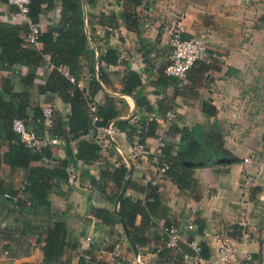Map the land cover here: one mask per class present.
<instances>
[{"label": "crops", "instance_id": "obj_1", "mask_svg": "<svg viewBox=\"0 0 264 264\" xmlns=\"http://www.w3.org/2000/svg\"><path fill=\"white\" fill-rule=\"evenodd\" d=\"M121 12L116 0H100L96 10L91 11L95 16L114 15L116 28L95 25L91 31L95 43L90 40V46L95 50L96 45L105 50H116L125 64L106 69L111 73V82L108 86L102 85L94 102L102 104L105 96L116 99V108L121 113L117 120L154 118L156 137L147 139L144 144L149 156L159 155L164 145L177 147L183 142L184 130L190 131L195 125L204 126L216 142L217 152L212 157L215 163L196 168L193 172L198 181L197 200L180 193L168 180L162 184L160 193L164 206L169 209V219L179 229L181 246L186 251H190L186 242L191 233L187 225L196 217L204 223V230L194 239L207 244L211 255L216 253L217 238L228 237L236 246L237 259L250 257L253 264H264V0H144L136 8L141 22L137 33L126 29ZM50 20L58 22L59 10L41 16L39 22L43 31ZM2 23L22 25L26 22L17 11L12 13L9 5L0 1ZM177 27L182 29L184 37L204 40L209 57L219 68L210 71V81L204 88L185 97L174 96L175 90L166 82L167 76L163 73L169 55V47L164 43ZM106 33H109L107 38ZM35 47L41 49L40 44ZM94 66L97 69L96 62ZM126 69L141 76L143 90L154 110L151 115L136 109L131 96L122 95L121 80ZM84 70L85 74L78 83L82 89L89 81V74ZM26 71L25 67H16L11 76L19 82ZM34 73L37 79L29 89L32 105L41 108L51 105L67 112V106L54 94L45 96L38 93L37 87L47 77L46 67L37 68ZM4 74L0 71V80ZM18 89L23 91L25 87L19 85ZM205 102L216 109L215 116L202 114ZM164 106L171 107L168 112L175 114L174 121H167L165 116L168 112L162 115ZM117 120L109 124L113 125ZM34 128L39 130L40 125ZM88 138H96L105 147L108 145L95 132H90ZM113 143L126 160L130 145L126 135L116 137ZM3 150L0 149V154ZM53 152L57 159L66 156L59 141L53 146ZM244 159L248 162L244 163ZM70 162L69 175L76 173L80 178L84 165L80 162L73 164V160ZM38 165L39 162L32 163V166ZM136 167L135 180L140 177L139 167ZM98 171L97 165L90 167L91 175L96 178ZM26 176L27 171L11 172L0 158V181L5 187L18 189ZM61 188L59 193L35 202L34 208L21 217L0 203V231L6 227L14 230L11 231L14 241L10 244V253L3 251L7 240L0 241V264H43L42 245L37 244V238H41L38 225L52 215L68 217L66 225L71 238L81 242L83 247L67 251L63 257L66 264L87 262L82 251L87 247L88 238L98 244V258L113 264L109 248L114 246L116 239L125 240L121 239L122 234L117 232L116 226L107 228L94 219L86 222L91 220V207L105 206L106 203L97 195L89 200L90 186L86 183L80 185L79 180L73 189ZM128 194L141 198L131 191ZM139 223L140 219L137 220ZM152 234L153 230H147L144 235H149L152 240ZM159 248L160 244L154 240L150 246L144 247L143 255H140L142 263L157 264ZM124 251L127 260L135 264L132 254L126 248ZM202 264L213 263L207 260Z\"/></svg>", "mask_w": 264, "mask_h": 264}, {"label": "trees", "instance_id": "obj_2", "mask_svg": "<svg viewBox=\"0 0 264 264\" xmlns=\"http://www.w3.org/2000/svg\"><path fill=\"white\" fill-rule=\"evenodd\" d=\"M0 1L8 5V0ZM143 1L116 0L117 5L122 8L121 19L128 31L138 32L141 22L136 14V8ZM99 3L100 0H29L27 16L34 24L39 23L41 16L59 10L58 22L50 20L45 31L38 37L41 49L27 42L28 24H0V71L5 73L0 80L2 127L0 149L4 148L0 158L1 163L11 172L27 171V176L18 189L5 187L4 182L0 181V203L21 217L34 208L35 202L62 191V186L73 189L67 184L69 168L72 164L70 160H73V164L80 162L84 165L79 182L82 186L85 183L90 186L88 199L92 200L93 195H97L106 203L105 206L91 207L89 214L91 220L86 222L94 219L102 226L114 228L120 226L113 210L114 202L130 170L127 190L120 201L118 211L130 231L139 254L142 256V249L150 246L151 241L154 240L155 243L160 244L157 264H185L183 253L189 251L181 246V242L175 250L167 248L168 239L163 228L175 225L170 221L169 209L162 201L160 193L162 184L151 182L143 184L141 173L139 179L135 180L133 175L138 171L137 167L128 157L126 160L123 158L113 142L107 143L105 147L96 138H88L94 127H106L119 118L121 113L116 108V99L105 96L102 104H96L94 98L102 89V85L108 86L111 82V73L106 69L125 65L116 50L111 48L105 50L98 45L95 50L90 46V40L95 43L91 33L95 25L116 28L114 15L95 16L91 13L96 10ZM9 7L12 13L17 11L14 7ZM108 35L109 33H106V38ZM182 37L190 38L183 35ZM95 62L97 69L94 66ZM42 66L47 69V77L44 83L37 87L38 93L45 96L49 93L54 94L68 108L65 112L54 107L50 126H45L41 107L32 105L29 93V89L34 86V81L37 79L34 70ZM47 66L52 69L49 70ZM16 67L27 69L19 82L11 76ZM59 67L68 71L74 78V83L58 71ZM84 68L86 74H89V81L87 87L82 89L79 88L78 83L85 74ZM218 69L209 57L207 61L195 62L188 71L185 81L181 82L170 77H165V80L174 88V96L185 97L193 91L204 88L210 81V71ZM121 83L122 95L131 96L136 103V109L144 111L148 116L154 113L143 90L141 76L137 72L126 69ZM19 85H23L25 90H19ZM164 108L162 115L171 110L170 106ZM201 111L206 116L216 115V109L207 102L203 103ZM94 117L97 119L95 122ZM15 119L22 120L27 128L43 138H56L65 151V158L57 159L53 155V146L48 144L39 152L32 153L13 131L12 123ZM37 124L40 125L39 130L34 128ZM113 126L125 133L129 144L133 143L135 137L140 144H145L147 139L156 137L157 123L154 118H137L136 123L131 118L117 120ZM215 143L204 126L195 125L190 131L184 130L183 142L177 147L168 144L160 149L157 166L165 165L167 180L175 185L180 193L197 200L198 181L194 178L193 172L196 168L215 163L212 159L217 152ZM34 162H39V165L32 166ZM185 163L191 165L186 166ZM92 165L98 166L97 178L90 173ZM129 191L141 198L128 194ZM67 219V216L57 218L52 215L38 225V235L41 238H37V244L42 245L43 264H66L63 257L67 251L83 248L81 242L71 238L66 225ZM138 219H140L139 224H137ZM191 223L195 225L196 230H189L191 233L187 237V247L194 236H201L204 230V223L196 217ZM147 230H153L152 240L149 235H144ZM11 231L14 230L7 227L0 231V241L7 240L3 251L9 253L10 244L14 241ZM200 245L201 257L205 261L209 260L211 255L209 247L204 242H200ZM98 247L95 240L91 243L87 242V247L82 251L87 260L85 264H108L98 258ZM113 247L109 248L110 252ZM127 251L132 254L128 244ZM113 261V264H131L127 258Z\"/></svg>", "mask_w": 264, "mask_h": 264}, {"label": "built area", "instance_id": "obj_3", "mask_svg": "<svg viewBox=\"0 0 264 264\" xmlns=\"http://www.w3.org/2000/svg\"><path fill=\"white\" fill-rule=\"evenodd\" d=\"M8 5L14 7L17 12L24 18L26 24L29 26V34L27 36V42L29 45H38V37L43 32L42 25L39 23H32L28 18V5L29 0H8ZM182 29L177 27L170 33V37L165 41V45L169 47V55L167 58L166 66L163 70L165 76L175 78L181 82L185 81L186 76L192 65L197 61H207L209 58V51L206 43L201 38L191 37L184 39L182 37ZM48 68V66H47ZM49 70L52 67L48 68ZM58 71L61 72L70 82H74V78L68 73V71L59 67ZM44 118L45 126H50L52 122L53 106L46 105L41 108ZM92 110H94L92 108ZM168 122H172L175 119L173 112L166 114ZM97 119L94 117L93 121ZM131 120L136 123L137 118L132 117ZM13 131L19 136L21 142L32 152H39L45 145L55 146L58 144L56 138H43L37 135L33 130L27 128L26 124L20 120L15 119L12 123ZM92 132H95L98 136L106 140L107 143L115 142L116 137L124 136V132H120L112 124H108L106 127L97 128L94 127ZM97 137V136H96ZM100 140V138H99ZM159 146H162L159 143ZM120 153L121 151L118 150ZM128 159L139 167L142 175V183L146 184L151 182L152 184H163L167 181L165 171L167 167L157 166L158 155L149 156L146 146L140 144L137 137L134 138L133 143L129 145ZM248 159H244V163H247ZM79 176L76 173H71L68 178V186L75 187L78 185ZM188 230H196L195 225L191 222L187 225ZM167 236V248L177 249L180 243V233L176 226H169L163 228ZM87 242L91 243L90 238ZM189 252L183 253V260L188 264H202L205 260L201 257L202 248L200 242L197 239H193L188 243ZM8 254V252H4ZM112 260L126 258V252L124 251L121 243H115L113 250L109 253ZM237 249L234 243L228 238H217L216 253L210 255V261L213 264H253L250 257L237 259ZM133 262L135 264H143L141 257H134L132 254Z\"/></svg>", "mask_w": 264, "mask_h": 264}, {"label": "water", "instance_id": "obj_4", "mask_svg": "<svg viewBox=\"0 0 264 264\" xmlns=\"http://www.w3.org/2000/svg\"><path fill=\"white\" fill-rule=\"evenodd\" d=\"M186 166H190V164L188 163H185ZM130 168V166H129ZM131 169V168H130ZM131 171L129 170L128 172V175L126 176V179L120 189V192L119 194L117 195L116 197V200L114 202V206H113V210L115 212V214L117 215L118 217V220L120 222V227H121V230H122V234L124 236V239L126 241V243L128 244L132 254L134 255V257H140V254H139V251L133 241V238L130 234V231L128 230V227L127 225L122 221V218L120 217V214H119V204H120V201L121 199L123 198L124 194L126 193V190H127V184H128V179H129V175H130Z\"/></svg>", "mask_w": 264, "mask_h": 264}, {"label": "rangeland", "instance_id": "obj_5", "mask_svg": "<svg viewBox=\"0 0 264 264\" xmlns=\"http://www.w3.org/2000/svg\"><path fill=\"white\" fill-rule=\"evenodd\" d=\"M236 120H237V119H236ZM116 228H117V232H119L120 234H122L121 227L117 225ZM121 236H122L121 239L124 238L123 235H121ZM115 243H121L123 249H124V250H125V248L127 249V243H126L125 240L121 241V240H119V239H116V240H115Z\"/></svg>", "mask_w": 264, "mask_h": 264}]
</instances>
